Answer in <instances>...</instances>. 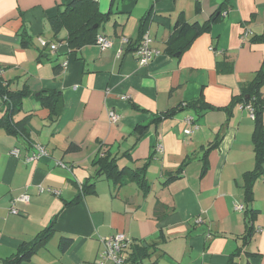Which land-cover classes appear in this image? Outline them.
<instances>
[{
	"label": "crops",
	"instance_id": "1",
	"mask_svg": "<svg viewBox=\"0 0 264 264\" xmlns=\"http://www.w3.org/2000/svg\"><path fill=\"white\" fill-rule=\"evenodd\" d=\"M72 1L0 0L2 82L31 92L16 119L30 116L28 137L0 128V264H97L101 239L117 234L131 239L128 256L142 264H264L257 122L235 102L264 68V0H95L107 16L99 37L113 43L106 50H71L68 30L55 34L52 19ZM179 22L207 29L173 55ZM143 34L158 52L147 66L135 54ZM47 92L63 99L54 123L37 98ZM200 98L219 110L185 106ZM5 113L0 96V119ZM258 121L264 131V109ZM139 125L148 127L141 138ZM38 146L48 156L28 162ZM105 154L125 168L121 182L97 177ZM143 168L145 186L133 177ZM24 194L30 202L12 214L11 201ZM51 228L46 246L17 262L22 245ZM63 238L72 240L65 252Z\"/></svg>",
	"mask_w": 264,
	"mask_h": 264
},
{
	"label": "trees",
	"instance_id": "2",
	"mask_svg": "<svg viewBox=\"0 0 264 264\" xmlns=\"http://www.w3.org/2000/svg\"><path fill=\"white\" fill-rule=\"evenodd\" d=\"M197 2L199 1L197 0ZM217 14L218 13H216L213 18L218 19L222 15L221 13L218 15ZM106 20L107 16L100 12L98 4L95 0H73L66 5L64 10H61L59 14L52 19L51 26L55 34H58L62 28H66L68 30L67 43L69 48H71V50H79L84 46L95 45L98 43L99 27ZM146 22L147 19H143V27L146 25ZM95 26H98V28H95ZM206 29V25H200L199 23L189 24L185 22H179L175 27L173 36L169 40L167 51L173 55L182 54L192 45L196 38L205 32ZM223 66L224 68L221 71L227 68L224 64ZM219 67H222V64ZM59 70V68L56 69L57 72H59ZM231 70L232 67L227 68L228 72ZM263 86L264 68L256 74L253 81L243 87L240 98L235 101L244 107L250 105L254 110L255 120L257 122L253 135L256 157V170L254 172L255 176L264 166V131L261 129V125L258 123V120L264 109L262 93ZM0 96L3 98L6 108L5 115L0 119V128H4V130L10 135L28 137L27 134L30 116H25L21 120L16 119L22 112L23 100L28 96H31V92L27 88H24L18 92L11 91L8 85H5L1 80ZM37 98L41 104L50 111L51 121L53 123L57 122L63 110L62 96L59 93L47 92L41 93ZM233 104H231V107H233ZM185 106L189 109L198 110L199 112L219 110V108L208 104L203 98L188 103ZM231 107L229 106L224 109H230ZM172 112L173 111H170L169 113ZM160 119L162 118L160 117L156 119L155 122L160 121ZM147 128V126L139 125L135 130V135L138 136V138H141V136L146 133ZM75 150H77L76 146H71L69 148V151ZM95 166L98 170L97 177L105 176L108 179H113L115 182H121L123 174L126 172L125 168L120 169L117 163V158L113 157L112 155L105 154L101 156L95 162ZM144 172L145 168L133 174V177L136 178L142 186H145V180L143 177ZM175 178H177V176L171 177L169 181L174 180ZM94 185L95 182L91 183V185H85L82 188V196L94 193ZM248 195L251 196V192H249ZM81 198L82 197L80 196L77 200ZM251 223L252 221H250L248 224L250 225ZM51 230L52 228L46 229L40 233L33 242L23 244L18 251L17 262L21 260L29 261L39 249L46 246L50 238ZM71 244V239L63 238L60 243V249L65 252L69 249ZM140 251L143 254L145 248H141ZM138 257L139 256H137V258L135 257L136 259L131 260L142 264V257ZM11 263L12 261L9 264Z\"/></svg>",
	"mask_w": 264,
	"mask_h": 264
},
{
	"label": "built area",
	"instance_id": "3",
	"mask_svg": "<svg viewBox=\"0 0 264 264\" xmlns=\"http://www.w3.org/2000/svg\"><path fill=\"white\" fill-rule=\"evenodd\" d=\"M246 36H247V33L243 35L244 38ZM98 39L99 41L97 45H99L102 50L109 49L113 46L112 41L108 39L107 37H99ZM152 43H153V39L151 38V36H149L148 34H145L138 44L135 54L141 66L149 65V63H151L155 55L158 54L157 51L153 50ZM43 44L45 45V43ZM50 48L52 51H55L57 50V45L52 44ZM2 79H3V69L0 68V81ZM242 108L246 109L249 112L251 118L255 119L254 110L250 105L245 106V107L242 106ZM120 119L121 117H119L114 112L110 113L111 123H115V124L119 123ZM162 150H163L162 146L157 147L158 152H162ZM47 156H48L47 149L44 146H38L36 152L32 154L30 157H28L27 161L28 162L39 161ZM46 191L51 192L50 189L46 190L45 188H42V187L39 189L40 194H43ZM30 200H31V196L27 194L14 198L11 201V213L14 215H17L19 213L17 209V205L19 203L27 204L30 202ZM237 209L243 210V207L238 206ZM131 243H132L131 239L126 237L123 234H117L112 237L101 239L102 249L99 253L97 264H106L108 262L112 264H140L139 262L131 260L132 258L131 257L129 258L128 256L127 250L130 247Z\"/></svg>",
	"mask_w": 264,
	"mask_h": 264
},
{
	"label": "water",
	"instance_id": "4",
	"mask_svg": "<svg viewBox=\"0 0 264 264\" xmlns=\"http://www.w3.org/2000/svg\"><path fill=\"white\" fill-rule=\"evenodd\" d=\"M95 28H98V26H95Z\"/></svg>",
	"mask_w": 264,
	"mask_h": 264
}]
</instances>
